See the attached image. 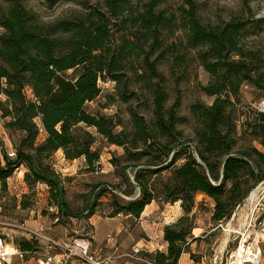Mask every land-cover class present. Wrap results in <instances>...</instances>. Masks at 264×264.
Masks as SVG:
<instances>
[{"label":"trees","instance_id":"obj_1","mask_svg":"<svg viewBox=\"0 0 264 264\" xmlns=\"http://www.w3.org/2000/svg\"><path fill=\"white\" fill-rule=\"evenodd\" d=\"M45 1L49 9L78 3L83 11L41 24L23 0H0L5 6L0 5V118L9 133L19 135L16 159L0 161L1 188L23 165L26 185H46L50 207L59 217H72L62 181L47 160L61 151L65 160L83 159L93 171L100 153L92 129L123 150L110 161L118 183L97 186L95 198L109 192L108 218L138 221L153 202L160 208L179 203L182 216L163 228L167 252L146 255L154 264H178L189 244L201 241L192 235L197 195L212 201V224H227L264 181V112L241 100L248 86L264 101V59L243 45L245 21L203 24L194 0H184L176 13L159 10L167 0ZM177 32L185 41L183 53L177 44L165 45ZM189 52L209 77L202 93L213 98L211 105L190 106L192 140L179 129L189 122L178 114L179 100L167 107L158 71L159 63L170 61L174 74L185 67ZM105 82L114 84V93L104 95L105 105H127L139 89L152 102L151 118L132 107L127 124L117 114L90 113L87 106L102 95ZM93 215L90 207L86 218ZM17 245L33 248L24 240Z\"/></svg>","mask_w":264,"mask_h":264},{"label":"rangeland","instance_id":"obj_2","mask_svg":"<svg viewBox=\"0 0 264 264\" xmlns=\"http://www.w3.org/2000/svg\"><path fill=\"white\" fill-rule=\"evenodd\" d=\"M90 1L91 3L94 2L93 0ZM194 2L197 5V15L203 24L218 25L233 18L245 21L246 33H244L241 41L246 48L258 52L261 58L264 59V0H194ZM0 5L5 7L2 3ZM23 5L28 12L38 18L41 24L69 20L83 11V7L78 3L58 4L51 9L47 7L45 0H23ZM182 7H184V0H167L159 10L176 13ZM184 42L180 32L165 38V45L173 43L178 45V53H183L182 44ZM186 59L185 67L175 69L174 74L171 73L170 61L159 63L158 71L164 77L163 87L168 94L167 107H171L177 99L179 100L178 114L189 120L187 124L180 125L179 129L185 133L184 135L188 140H192L194 136L189 108L197 102L211 105L213 98L206 96L201 91V88L207 85L209 77L199 66L194 53L189 52ZM100 87L103 90L102 95L87 106L90 113L97 112L105 116L117 114L122 122L127 124V109L132 107L147 119L151 118L150 107L152 102L148 95H143L144 93L139 89H137L138 96L127 105L116 103L108 106L105 105L104 95L114 93V84L111 82L100 83ZM258 96L257 91L248 86L243 87L241 90V100L249 108L259 110L261 105H264V101L258 100ZM244 111L247 113L246 110ZM5 122L0 118V142L7 150L11 148L15 150L19 135L9 133L4 128ZM89 131L95 135L97 141L95 148L100 153V161L93 171L86 169L83 159L67 161L61 156V152L53 154L47 160L62 181L64 201L72 217L60 216L58 223L53 222V214L46 211L50 202H48V188L45 186H39L38 190L36 186H33L32 189L27 186L24 195L16 196L17 193L11 188L21 184L26 172L24 167L12 174L7 180V186L4 190L0 185V235L4 234V237H9L17 245V242L24 240V238L14 226L24 224L29 228H39L41 226L52 237L61 241H68L74 237L90 238L93 228L86 218L90 207L94 209V219L108 218L111 205L110 193H105L96 199L97 192L95 189L97 186L106 188L118 183L110 161L112 154L120 156L123 154V150L116 146L107 145L97 133L95 134L94 130L90 129ZM41 139L39 138V140ZM190 148V151L194 153L195 143H191ZM181 162L179 161L178 164ZM123 198L125 196L121 197V199ZM195 202L197 208L194 210L193 222H195V227L199 229L195 231V234L203 239L202 242L196 243L193 248H224L220 255L221 263L218 264H232L234 262L233 254L239 248L243 237L247 235L249 240L245 245L247 247L251 246L254 252L258 251L260 253L258 248H261V234H264V181L252 190L241 206L237 208L233 218L227 224H221L213 232H210L212 227L209 226L212 224L210 220L213 209L212 201L203 195H197ZM173 206H176L173 210L159 208L152 215L146 217L144 223L142 221L149 235L143 233L138 220L119 215L125 230H127L124 237L127 238L130 234L132 235L131 239L135 240L143 234L142 239L145 241L151 240L159 245L161 243L159 232L161 222L170 221L167 223L169 225L182 216L180 204L177 203ZM161 212L167 214L165 221L164 217L161 216ZM134 244L135 242L133 244L131 242L129 248H133ZM213 255L214 252L209 256L211 260ZM196 258L198 259V256ZM208 262L205 263L214 264L209 259Z\"/></svg>","mask_w":264,"mask_h":264},{"label":"built area","instance_id":"obj_3","mask_svg":"<svg viewBox=\"0 0 264 264\" xmlns=\"http://www.w3.org/2000/svg\"><path fill=\"white\" fill-rule=\"evenodd\" d=\"M259 111L264 112V105H261ZM5 156L14 161L16 152L12 148L7 150L0 142V161L2 164ZM22 168H24L23 165L16 168L14 174ZM39 186L47 187L44 184H36L37 190ZM11 189L17 193L16 196L20 197L27 190V185L22 178L21 184L15 185ZM46 211L53 214L55 224L59 222L60 217L56 207H50L49 205ZM14 227L20 232L24 241L33 245V248L22 250L9 237H4V234L0 235V264H114L112 258L102 257L92 251L89 238L74 237L68 241H61L52 237L41 226L39 228H29L21 224ZM110 238L109 236L108 240ZM132 253L140 261H144L142 249L135 248Z\"/></svg>","mask_w":264,"mask_h":264},{"label":"crops","instance_id":"obj_4","mask_svg":"<svg viewBox=\"0 0 264 264\" xmlns=\"http://www.w3.org/2000/svg\"><path fill=\"white\" fill-rule=\"evenodd\" d=\"M61 151H58L56 154L60 153ZM61 156H63L61 152ZM65 159V158H64ZM176 207V206H175ZM173 205H165L162 206V208H170L173 210L175 208ZM212 207V205H211ZM160 206L153 202L150 205H148L144 212L142 213L138 224H141L143 233H146V235H149L148 232H146L147 228L143 225L145 222V218L149 217V215H152L155 211L159 210ZM169 213V212H168ZM161 216L164 217V221L166 220L167 214H164L161 212ZM143 221V223H142ZM170 222V221H169ZM169 222H161L160 225V241L161 243L159 245H156L153 241H145L142 239V235L138 236L137 239H131L130 234H128L129 237H124L125 233H127V230H125L123 221L119 216L115 218H96L94 219V216L88 219V223L92 226V234L89 236L90 242H91V248L92 251L95 253L101 255L102 257H110L113 260L114 264H152L151 260L146 258V255L154 254L155 252L159 251L162 253L167 252V244L163 241V228L164 226ZM212 227L210 232H213L218 229L221 225H215L211 224L209 225ZM199 229L195 228L192 231L193 237H198L199 235L195 234V231ZM264 233V230H263ZM111 237L110 240H108V237ZM201 240L203 239L200 237ZM135 242L133 245V248H129L130 244ZM202 242V241H199ZM199 242H193L189 244V247L187 248V251L183 253L179 259L178 264H206L205 262H208V259L212 261L214 264L221 263V251L224 248H193L196 246V243ZM261 248H258L259 253V260L257 263L254 264H264V234H261V240H260ZM135 248H140L143 250L142 257L144 258V261H140L138 257L134 256L132 253V250ZM214 252V255L212 256L213 259H210V254ZM198 256V259L196 258ZM196 259V260H195ZM211 262V263H212ZM253 264V263H252Z\"/></svg>","mask_w":264,"mask_h":264},{"label":"bare ground","instance_id":"obj_5","mask_svg":"<svg viewBox=\"0 0 264 264\" xmlns=\"http://www.w3.org/2000/svg\"><path fill=\"white\" fill-rule=\"evenodd\" d=\"M247 240H249V236L245 235L240 242L239 248L232 256L234 259V262L232 264L256 263L258 261L259 252H254L251 246L247 247L245 245Z\"/></svg>","mask_w":264,"mask_h":264}]
</instances>
